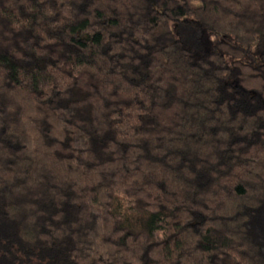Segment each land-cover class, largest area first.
Wrapping results in <instances>:
<instances>
[{
  "label": "trees",
  "instance_id": "1",
  "mask_svg": "<svg viewBox=\"0 0 264 264\" xmlns=\"http://www.w3.org/2000/svg\"><path fill=\"white\" fill-rule=\"evenodd\" d=\"M0 264H264V0H0Z\"/></svg>",
  "mask_w": 264,
  "mask_h": 264
},
{
  "label": "rangeland",
  "instance_id": "2",
  "mask_svg": "<svg viewBox=\"0 0 264 264\" xmlns=\"http://www.w3.org/2000/svg\"><path fill=\"white\" fill-rule=\"evenodd\" d=\"M181 36L187 35L188 37H192L193 39H197L203 46L209 47L208 41L206 39V36L204 34H200L195 32L193 29H191L189 26L188 27H183L181 28L180 31Z\"/></svg>",
  "mask_w": 264,
  "mask_h": 264
}]
</instances>
